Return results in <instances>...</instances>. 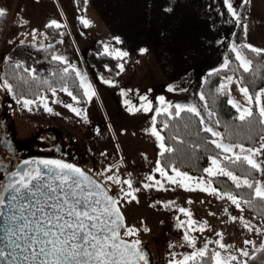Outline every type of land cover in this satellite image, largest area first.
Masks as SVG:
<instances>
[{
	"label": "rangeland",
	"instance_id": "obj_1",
	"mask_svg": "<svg viewBox=\"0 0 264 264\" xmlns=\"http://www.w3.org/2000/svg\"><path fill=\"white\" fill-rule=\"evenodd\" d=\"M0 9L6 10L10 21L0 41V72L5 61L21 59L22 55L28 56L36 48L50 45L53 39L45 28L55 20L61 25L59 27L61 36L60 46L53 55L63 56L70 68L86 77V82L95 92L91 99L84 95L86 103L80 107L64 91L56 90L51 102L46 100L48 107L52 109L48 112L39 101L30 106L32 110L29 111L18 104L11 93L0 87V114H6L7 123L13 126L16 142L35 139L47 131L59 130L72 137L78 148L93 162L98 173H104L105 176L116 175L121 182L130 179L133 189H140L134 193L138 202L128 203L122 200L121 212L125 224L138 229V235L125 239H139L148 249L152 264L180 261L184 256L204 248L205 243L209 241L211 242L207 243V248L214 243L217 247L215 251H220L222 257L236 255L238 257L236 262L241 264L260 249L264 242V224L238 209L227 197L218 198L216 194L200 190L206 185H198L197 181L201 178L210 181L207 173L205 176L188 174L193 178L190 182L193 190H188L168 183L156 172L161 149L160 142L151 130L155 127L154 120L156 110L159 109L160 97L164 98L166 106L169 103L196 106L205 117L206 123L217 131L216 124H213L214 117L208 118L209 110L205 108L203 100L202 105L197 101L193 90L180 99L179 96L174 97L170 93L157 91L153 82L159 80L156 78L159 72L157 68L153 69L147 65L145 59L122 69L120 84L111 81L105 83L108 80L97 76L92 70L87 71L89 69L84 68L86 67L84 60L88 51L100 48L102 53H109L108 49L107 52L105 49L108 48L107 40L111 39V36L103 35L101 24L90 17L87 5L79 8L78 0H0ZM84 20L89 22L87 26L83 23ZM33 30H36L35 39ZM112 55L115 56L114 53ZM185 75L184 81L179 79L169 83L167 87L174 90L184 86V82L194 80L191 73ZM230 76L233 78V82L227 88L230 99L242 107H250L239 91L236 78ZM226 78L222 84L227 83ZM78 79L80 81L79 77ZM82 90L84 93V88ZM149 102L152 110L144 111V106ZM67 104L80 110V115L65 107ZM130 108L139 111H129ZM256 160L261 163L257 181L264 182V155L257 156ZM210 166L211 160L206 168ZM109 168L111 171H107ZM169 175L174 173L171 172ZM149 176L161 180L163 188L159 186L144 188L145 183L154 184V180L147 179ZM109 185L111 192L117 197L122 195L121 187L128 191L127 185L123 183L109 182ZM211 186L214 187L212 183ZM180 208L191 212V218L196 221L195 227L198 228L206 222L203 232H189V235L196 238L195 248L183 240L189 218L179 211ZM231 216L243 217L244 221L250 222L253 230L245 228L239 219L233 222ZM181 221L185 222L184 227L180 226ZM256 229L261 231L258 232ZM217 233L223 234L222 243L233 247L227 251L220 249L215 243L221 240ZM245 240L253 241L255 247L245 245ZM240 249L248 251L249 256H241L238 251Z\"/></svg>",
	"mask_w": 264,
	"mask_h": 264
},
{
	"label": "snow or ice",
	"instance_id": "obj_2",
	"mask_svg": "<svg viewBox=\"0 0 264 264\" xmlns=\"http://www.w3.org/2000/svg\"><path fill=\"white\" fill-rule=\"evenodd\" d=\"M243 2L247 4L250 0H243ZM224 3L228 12L239 21V14L233 8L231 0H224ZM165 10L171 11L170 8ZM5 15L6 10L0 9V18ZM83 23L85 26L89 24L87 20H84ZM51 26L61 27L55 20L46 25V27ZM244 28L247 31V25H244ZM35 31L33 30L32 33L34 39ZM116 40L118 43L120 42L118 37ZM49 47H52V45H49ZM241 49H248L257 55L264 53V49H259L249 44H244L240 48L233 45L232 51L235 53L236 60L239 61V66L244 72H248L252 60L247 58ZM105 51L107 52V48ZM140 51L146 52L147 49H141ZM115 55L123 57L127 53L117 51ZM51 59L62 63L65 62L64 57L60 55H52ZM21 67V64H16V68ZM224 67H228L227 60ZM122 69L123 66L121 65ZM72 70L80 78V85L84 88V95L91 99L95 92L91 90V85L86 82V77L82 76L74 68ZM63 71L68 73L69 68L65 67ZM23 72L27 73L33 80L36 79L34 69L23 68ZM18 79L24 83L28 82L22 76L18 77ZM226 80L227 83L221 84L218 91L226 90L228 85L233 82L231 76L227 77ZM105 83L111 82L105 81ZM236 83L241 94L251 104L253 97L250 95L248 87L240 86L243 83L242 80H238ZM0 87L9 93H12L14 88L13 84L6 79L0 82ZM172 90V87H169V91ZM51 91L55 95L56 90L51 89ZM61 91H64L73 101L79 102L68 87H62ZM261 95H264V89L255 96L257 105H260ZM15 99L18 104H21L29 111L32 110L30 106L35 105L37 101L43 104L46 111H52L47 105L45 96L29 99L25 98L21 92L15 96ZM204 99V95L201 94L200 100ZM160 103L162 105L165 104L163 97H160ZM228 103L236 108L240 121H246L254 116L251 107H242L232 99H229ZM65 107L80 115V110L74 108L71 104H67ZM172 108L175 109V117H180L181 113L185 111L199 117V123L203 126L201 131L210 133L212 137H215L209 143L219 149L220 152L216 156L209 158L211 166L204 169L208 177H216L218 175L228 177L235 183L237 188L246 186L249 189H253L254 198L264 201V182L256 181L253 183L248 178L241 179V177L233 174L232 171L227 170L226 166H222V161L231 164L245 162L251 169L260 171L261 163L257 162L256 157L264 155V137H261L262 142L256 148H246L239 143H224L225 138L220 132L215 131L212 126L206 123L205 117L201 115L196 106L172 105L169 103L163 109V112L171 117L172 113L169 109ZM205 108H207V104H205ZM150 110L152 109L149 102L148 105L144 106V111ZM129 111H139V109L130 108ZM156 111L159 113L161 110L157 109ZM207 116L211 119L215 116V112L208 111ZM259 116L262 118L261 123H264V106H259ZM214 123L219 124L220 122L215 120ZM163 127L167 128L168 124L165 123ZM151 131L160 142V156L174 151L173 148L165 145L164 137L160 134V131L155 127ZM196 147H199V145H196ZM169 170L174 175H169ZM107 171H111V168L107 169ZM156 172L172 185H179L188 190H193L190 186L193 178L175 166H161L158 160ZM99 177L94 178L85 174L80 168L59 160H25L22 163L13 165L12 168H6L5 162L0 160V264H140V262L148 264L145 252L141 247V241L139 239H125V237L137 236L138 229L134 226H127L124 223V216L121 212V201L128 203L132 201L138 202L134 193L140 191V189H133L130 179L121 182L118 176H105L104 173H100ZM147 179L154 180V184L145 183L143 185L144 188L154 186L163 188L164 186L161 180H155L152 176ZM109 182L126 184L128 191L121 187V196L110 195L111 187ZM197 184H205L206 186L200 190L216 194L218 198L227 197L241 211H243L241 203L247 205L252 203V200L241 201L235 195L227 192L219 193L217 188L211 186V181H205L203 178L198 180ZM129 197L130 199H128ZM179 211L189 218L186 222L187 231L183 236V240L195 248L196 238L189 235V232H203L206 222H203L197 228L194 226L196 221L191 218V212L186 211L184 208H180ZM225 211L227 212V209ZM230 219L233 222L239 219L243 222L245 228L249 231L253 230L250 222L244 221L243 217L231 216ZM180 226L184 227L185 222L181 221ZM256 230L258 232L261 231V229ZM217 236L221 240L215 241V243L218 244L220 249L227 251L228 248L233 247L221 242L223 239L222 233H217ZM210 242H206L204 248L184 256L182 260H173L169 264H189V261L195 264L198 257H206L208 251L207 243ZM244 244L255 247L254 242L250 240H245ZM258 250H264V244H261ZM238 251L243 257L249 256L248 251L243 249ZM212 260L214 264H231V262L237 261L238 257L236 255L222 257L220 251H214ZM244 264H247V261Z\"/></svg>",
	"mask_w": 264,
	"mask_h": 264
},
{
	"label": "trees",
	"instance_id": "obj_3",
	"mask_svg": "<svg viewBox=\"0 0 264 264\" xmlns=\"http://www.w3.org/2000/svg\"><path fill=\"white\" fill-rule=\"evenodd\" d=\"M79 8L82 9V0H78ZM239 21L236 20L234 30L231 34L229 44L226 47L223 59L228 61V67L224 65L217 69L208 71L200 77L199 92L203 94L205 99L204 104H207L209 111L215 112L214 120H219L216 124L217 131L225 138L223 142L232 144H243L245 147L256 148L262 142L261 137H264V123H261L259 110L255 101L256 94L264 89V53L257 55L248 49H241L244 55L252 60L250 70L244 72L239 66V61L236 60L235 53L232 51L233 45L240 48L245 42L244 25L248 13V5L241 3L237 9ZM10 24L7 15L0 18V41L1 37ZM45 31L49 34L53 42L52 47L46 46L36 48L27 55H22L21 59H9L5 61L1 67L0 76L2 81L8 80L13 84V92L11 96L23 93L25 98L35 99L37 96H45L51 102L53 94L51 89L61 90L62 87H68L70 91L77 97V104L80 107L85 105V97L80 85V81L76 73L65 62L54 61L51 59L55 50L60 46L59 38L61 36L60 28L46 27ZM28 57V58H27ZM120 61L109 53H102L100 48H95L85 56V64L97 76L114 82L117 79L119 72ZM16 64H21V68H16ZM69 68L68 73H64L63 69ZM23 68L35 70L36 79L33 80L27 73L23 72ZM233 75L236 80H242L240 86L248 87L253 101L250 107L253 109L254 116L246 121L238 119L237 110L228 103L229 91H218L225 77ZM24 77L27 83L19 80L18 77ZM186 75L180 78L184 81ZM186 79V78H185ZM191 81L184 82V86L188 87ZM163 107L162 109H164ZM172 116L163 110L156 114L154 120L155 128L160 131L164 137V143L167 147L174 149L172 153H165L158 157L161 166H175L180 171L191 175L205 176L204 169L209 165L210 157L216 156L220 150L209 143L214 139L210 133L201 131L202 125L199 123V117L187 111L182 112L180 117H175V109H169ZM167 123L168 127L164 128ZM183 141V142H181ZM199 145V147H196ZM222 166H226L227 170L233 174L248 178L250 182L255 183L258 179V171L251 169L245 162L231 164L222 161ZM169 173L171 171L169 170ZM212 185L218 189L220 193H230L235 195L237 199L252 200L251 205L241 203L243 211L264 224V201L254 198V190L246 186L237 188L235 183L225 176L209 177ZM264 244V242H263ZM207 255L204 258H197L195 264H214L212 253L217 249L213 243L209 246ZM193 264V262H190ZM232 264V263H231ZM234 264L237 263L236 261ZM247 264H264V250H258L247 261Z\"/></svg>",
	"mask_w": 264,
	"mask_h": 264
},
{
	"label": "crops",
	"instance_id": "obj_4",
	"mask_svg": "<svg viewBox=\"0 0 264 264\" xmlns=\"http://www.w3.org/2000/svg\"><path fill=\"white\" fill-rule=\"evenodd\" d=\"M231 2L237 11L243 0ZM86 5L90 17L101 24L103 35L111 36L107 40L109 54L127 53L123 57L112 55L121 60L113 83L120 84L121 65L124 69L145 59L147 65L159 72L156 77L159 80L153 82L157 91L180 99L193 90L197 101L203 104L199 94L200 77L224 65L223 54L236 23L224 0H83V7ZM247 5L245 42L264 49V0H250ZM167 8L171 11H166ZM141 49L147 51L141 52ZM188 73L194 78L188 87L169 91V83ZM259 106H264V95L258 110ZM163 107L166 104L160 103L159 109Z\"/></svg>",
	"mask_w": 264,
	"mask_h": 264
},
{
	"label": "flooded vegetation",
	"instance_id": "obj_5",
	"mask_svg": "<svg viewBox=\"0 0 264 264\" xmlns=\"http://www.w3.org/2000/svg\"><path fill=\"white\" fill-rule=\"evenodd\" d=\"M57 133L58 130L47 131L35 139L16 142L13 126L7 123L6 114H0V160L5 162L6 168L25 160H59L83 170L71 157L73 145L70 146L69 141Z\"/></svg>",
	"mask_w": 264,
	"mask_h": 264
},
{
	"label": "water",
	"instance_id": "obj_6",
	"mask_svg": "<svg viewBox=\"0 0 264 264\" xmlns=\"http://www.w3.org/2000/svg\"><path fill=\"white\" fill-rule=\"evenodd\" d=\"M59 136H61L63 139L64 137L66 138L65 140L69 141V145H73V147L71 148L72 151V159L79 164L81 167H83V170L85 172V174L90 175L94 178H100L99 177V173L94 169V164L93 162L84 154V152L82 150H80L78 148V146L74 143L73 139L71 136H69L68 134L59 131L57 133ZM110 195H114L112 192L109 193ZM115 196V195H114ZM125 223V221H124ZM141 247L145 252V258L148 261V264H152L151 263V256L149 254L148 249L146 248V246L141 243ZM140 264H143V262H140Z\"/></svg>",
	"mask_w": 264,
	"mask_h": 264
}]
</instances>
